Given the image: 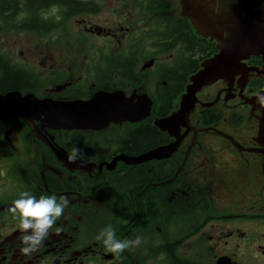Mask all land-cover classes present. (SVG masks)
<instances>
[{
    "label": "flooded vegetation",
    "instance_id": "flooded-vegetation-1",
    "mask_svg": "<svg viewBox=\"0 0 264 264\" xmlns=\"http://www.w3.org/2000/svg\"><path fill=\"white\" fill-rule=\"evenodd\" d=\"M82 1L96 7L98 11L100 5L96 0ZM152 1L160 0H139L138 7L142 11H150L146 7ZM166 2L168 8L163 9V12H167V16L160 23V27L143 29L137 37L129 38L125 50L123 48L122 51L113 52L111 55L121 54L124 57V54L132 52L140 54L144 42L148 40L151 43H157L156 45L150 43L154 54L161 52L160 44L158 46L161 39L157 37L162 36L161 31L165 33L168 30L170 17L186 20L193 31L190 18L185 14L179 16L175 8L171 7L170 0ZM186 2L191 3L189 0ZM26 3L29 2L20 0L19 11H12L14 7L12 4L6 6L11 10L9 13L12 12L7 18L8 22L22 21L29 16ZM197 4L203 3L197 1ZM53 7L59 8L56 5L50 8ZM45 12L42 14L44 18ZM160 12L161 10H158L154 13ZM54 15L58 17V21L64 20L60 9L56 10ZM50 19H53V16ZM7 26V21L0 16V29L19 31L9 29ZM149 34H152V37ZM99 52L98 61L102 64L101 55L110 54L104 50ZM181 53L183 54L180 45H176L169 51L171 57ZM252 57L246 59V65L263 68L262 58L252 63ZM0 58L11 68L17 66L27 71L30 78H35L37 87V91L1 89L0 95L20 91L22 94L34 93L38 97L71 99L68 93L74 88L81 92H88L81 97L82 99L90 98L97 91L111 92L119 89L128 96L134 92L137 93V91L129 90L134 88L129 83H126L127 86L124 89V78L120 84L118 75L111 84H108L107 80L100 79L97 65L91 71L93 78L78 86L71 87L68 81L50 85L49 78L43 79L46 87L52 89L70 87L64 89L63 96H56L50 92L42 94L39 93L41 83L39 73L31 71L21 62L12 63L1 51ZM144 65L139 62L137 67L144 68ZM1 68L2 66H0V81L3 74ZM241 69L242 72L234 71L229 80H223L227 81V85L217 90L219 96L223 90L226 91L228 117L213 101L204 103L196 109L197 117L193 115L194 121L190 119L189 112L187 122L190 127L181 125L180 144L173 154L166 158H154L133 165L118 158L124 154L140 155L176 141L177 137L170 135L166 130H162L167 136L163 143L139 154H128L124 152L123 145H117L119 138L124 134V125L122 127L118 124L117 128L123 129L118 135L103 139H99L98 133L103 136L107 131L112 132L108 128L114 124L102 129H47L54 141L68 154L75 148L80 149L76 164L69 166L58 159L53 150L33 132L26 121L14 119L0 123V264H144L150 259L158 264L161 262L220 264L219 261L223 257L227 258L230 264H248L250 252L241 250L242 245L236 238L229 239L233 237V233H229L234 232L233 229L227 233L225 246L236 248L213 256L211 261H205L202 257L184 255L180 250L185 243L196 241L195 245H198L200 249L212 248L214 243L218 246L223 239V235L219 232L224 234L225 226L223 225L228 223L226 228H230L229 222L264 223V107L257 102V97L262 96L261 92L264 90V75L245 67ZM85 71L89 72V67ZM137 71H139L138 68ZM50 73L55 77V81L65 79L62 70L55 73L50 71ZM141 74L144 76L143 73ZM215 84L217 82L211 85ZM184 92L175 99L168 116L179 108L175 106ZM150 98L154 105V98ZM148 117L153 118V123L155 117L162 118L153 116L152 112ZM65 132L86 137L90 143L82 146L76 142L72 143L71 139L66 142ZM68 138L71 137H67V140ZM60 141H65V144ZM34 142L39 145L45 144L42 153ZM46 155L53 161H47ZM24 191L30 192L37 198L41 195H55L57 198L66 196L69 200L63 215L49 230L43 245L29 255H24L20 251L24 247L23 233L19 228L18 219H14L8 211L12 202ZM112 198H114L113 201ZM214 201L218 203L215 208L217 203L214 205ZM86 207L94 215L92 219L99 220L98 223H92L90 218L84 216L85 212L81 211L86 210ZM124 211L127 218H124ZM161 217L166 222L163 232L161 227L155 224ZM108 218L109 221L105 222ZM150 218H153L154 223L153 239L146 243L145 247L149 250L142 256L133 255L130 248L122 252L119 257L114 256L106 251L102 241L96 239L101 232L100 229L111 225L116 239L130 240L129 235L134 228L148 224ZM86 219L89 220L86 221ZM100 225L104 227L99 228ZM215 225H220L218 233L212 234L208 239H193L203 233L207 227L211 228ZM57 229H60L59 234ZM215 237L216 240L213 239ZM202 253L205 255L208 252Z\"/></svg>",
    "mask_w": 264,
    "mask_h": 264
},
{
    "label": "water",
    "instance_id": "water-1",
    "mask_svg": "<svg viewBox=\"0 0 264 264\" xmlns=\"http://www.w3.org/2000/svg\"><path fill=\"white\" fill-rule=\"evenodd\" d=\"M171 1L180 7L176 14H185L190 18L197 35L217 40L218 51L204 60L200 70L190 76L186 91L176 103L175 108H179L168 117H155L154 123L161 130L176 136V141L140 155L124 154L118 157L128 164H139L173 154L181 141V125L190 127L187 122L189 112L190 119L194 121L193 115L198 103H207L199 95L203 86L219 82L233 75L234 71L242 72L241 68L244 67L264 75V0ZM197 1L203 4H197ZM250 56H260L263 68L247 66L242 61ZM152 64L153 61H149L144 67ZM261 94L264 95V90ZM226 102L225 96L213 103ZM152 105L153 100L146 93L134 92L128 96L119 89L111 92L97 91L88 99H54L11 91L0 95V123L14 119L26 121L58 159L70 166L76 163H69L68 152L54 141L47 129H102L111 122H139L151 115ZM219 263L230 264L224 257Z\"/></svg>",
    "mask_w": 264,
    "mask_h": 264
},
{
    "label": "rangeland",
    "instance_id": "rangeland-1",
    "mask_svg": "<svg viewBox=\"0 0 264 264\" xmlns=\"http://www.w3.org/2000/svg\"><path fill=\"white\" fill-rule=\"evenodd\" d=\"M96 1L100 5L96 13H82L80 15L67 18L59 24L58 27L47 31L43 35H39L36 32L6 31L0 29V51L4 53L12 63L21 62L31 71L39 73V78L41 80V83L39 84V93L49 94L50 92L56 96H63L62 93L64 89L66 90V88H69L70 86H78L85 81H90L93 78V74L91 73L92 69L101 64L100 61H98L100 50H104L110 55L113 52L122 51L123 48L125 50L126 45L129 43V38L137 37L142 33L143 29L160 27V23L167 16V12L163 11L160 13H152L151 11L140 10V7H138L139 0ZM170 2L171 7L173 6L175 11L180 9V7H178L174 2L171 0ZM58 9L59 8L57 7H53L46 10L44 14L45 18L53 20V22H57L59 19L58 17H55L54 14ZM51 16H53V19H50ZM150 43L151 42L149 40L145 41L140 50V64H147L149 61H153V64L144 68H141V66L137 67L138 70L144 74L143 82L138 87L135 86L133 89L129 90L137 91L138 94L146 93L149 97H153L156 80V64L158 62L170 61L172 59V55L161 52L154 54ZM242 61L246 62V59ZM87 67H89V72L85 71ZM58 70L64 71L65 79L62 81H55V77L51 75L52 73H50V71L55 73ZM229 77L230 76H227L223 80H229ZM46 78L50 79L48 80V83H51L50 85H53V83L61 84L63 81H68L71 85L64 89L61 87V89L59 88L58 90L52 89L46 87L44 84L43 79ZM223 80L217 82L215 85H211L214 83L211 82L203 86L199 90L201 99L205 102H215L223 99L226 96V91L223 90L220 96L217 92L220 87L227 85V81ZM215 104L220 107L225 116L227 115L228 117L229 112L226 108L228 102ZM201 105H204V103L199 102L198 107H201ZM195 116L197 117V115ZM128 123V121H124V124L111 122V124L114 125L110 124L111 126L109 125L110 127L107 126L106 128L109 127L108 129L112 132L107 131L103 134V136L98 133L97 136L99 139L115 137V135H118L123 131V129L121 130L117 128L118 124L122 125V127L123 125L124 127H127ZM108 132L110 134H108ZM60 142L65 144V141ZM34 144L42 153L44 150L43 146L45 147V144L42 143L39 145L37 142H34ZM50 158V156L46 155L47 161H53ZM124 187L126 188L127 185L125 184ZM113 200L114 198H112V201ZM215 203L217 202L214 201L213 204L215 205ZM217 206L218 203L214 206V208ZM88 207L85 208L86 210L81 212H85L84 216L86 218H90V222L98 223L99 220L94 221V219H92L94 218V215L87 210ZM127 217L128 216L125 215L124 211V218ZM88 220L86 219V221ZM152 220L153 218H150L148 224L140 225L138 228L135 227L133 232L129 235V238H131L130 240H135L137 237L141 238V242L138 245L130 248L133 255L142 256L149 250H147L145 245L149 240L153 239L152 227L154 223ZM107 221H109V218L106 219L105 222ZM229 223L230 228H226L228 223L223 225L225 226L224 234L219 232V234L223 235V239H221L222 241L218 246L214 243V245L212 244V248L208 247L204 249L203 247V249H200L198 245H195L197 244L196 241L192 243H185L180 249L181 252L187 256L192 255L194 257H202L205 261H211L213 256L220 255L223 251L230 252L232 249L236 248L232 246L230 248L225 246L227 233L233 229L234 232H229L233 233V237L229 239L236 238L242 245L240 249L246 250L248 253L250 252L248 264H264V223H260L259 221L253 223L234 221ZM155 224H157L158 227H161V232L164 231L166 222H164L163 217H161L160 220H157ZM232 225H234V227H231ZM103 227L104 226L101 225L99 226V228ZM219 227L220 225H215L211 228L207 227L203 233L198 234L193 239H208L212 234L218 233V229H220ZM188 228H190V226ZM101 230L102 229H100V231ZM213 239L216 240V237ZM254 241L255 243H253ZM250 245H255V247H250ZM201 252L208 253L204 255L203 253L201 254ZM144 264L158 263H155L152 259H150ZM160 264L165 263L161 262Z\"/></svg>",
    "mask_w": 264,
    "mask_h": 264
},
{
    "label": "trees",
    "instance_id": "trees-1",
    "mask_svg": "<svg viewBox=\"0 0 264 264\" xmlns=\"http://www.w3.org/2000/svg\"><path fill=\"white\" fill-rule=\"evenodd\" d=\"M26 10L29 16L22 21H10L7 18L12 14V11H19L20 0H0V16L7 21V27L19 31L46 33L61 24L65 19L71 18L76 14L96 12L97 8L89 5L82 0H26ZM79 1V2H78ZM160 2V3H159ZM165 2V3H164ZM12 4L13 9L9 10L6 6ZM56 5L62 11L64 20L55 21L47 20L43 17V13L51 6ZM167 7L166 0L152 1L146 8L152 13L155 11L165 9ZM168 8V7H167ZM58 23V24H57ZM157 36L156 34H154ZM162 36L157 37L161 39L160 51L169 53V51L176 45H180L183 54L172 57L170 61L158 62V70L156 71L155 92L153 94L154 105L152 108L153 116L168 117L173 107L175 99L184 92L185 87L189 81V77L198 72L201 64L207 58H210L217 51V43L214 39L202 37L190 29L189 23L186 20L174 19L172 17L168 20V30ZM152 37V34H149ZM139 44V43H138ZM156 45L157 43H151ZM102 64L98 65L100 79L107 80L108 84L113 83V80L118 75V79L124 78V89L126 83L130 86H139L144 79V76L137 71V65L140 62V54L132 52L124 54V57L119 55H101ZM124 60V61H123ZM260 57L253 56L252 63L260 61ZM1 73H3L0 81V90L20 89L37 91L35 78H30L27 71L22 70L21 67L8 65L2 58H0ZM107 84V86H109ZM88 94V92H81L74 88L68 94L70 98H81ZM153 118L148 117L140 123L130 124L124 127V134L119 138L118 146L124 147V152L128 154H139L145 150L154 148L158 144L163 143L167 136L163 131L153 123ZM73 132H65V141L76 142L79 145L85 146L90 141L81 135H73ZM72 134V135H71ZM67 137H71L68 138ZM109 143V141H105ZM112 143V142H110Z\"/></svg>",
    "mask_w": 264,
    "mask_h": 264
},
{
    "label": "clouds",
    "instance_id": "clouds-1",
    "mask_svg": "<svg viewBox=\"0 0 264 264\" xmlns=\"http://www.w3.org/2000/svg\"><path fill=\"white\" fill-rule=\"evenodd\" d=\"M257 102L264 107V95L257 97ZM79 148L73 149L68 155L69 163H76ZM69 200L66 196L57 198L55 195H41L37 198L28 191L21 192L19 198L12 202L8 211L14 219H18L19 228L22 235V244L24 247L20 251L24 255H29L43 245L44 240L49 235V230L59 219L64 209L68 206ZM60 229H57L59 234ZM97 241H102L109 253L119 257L126 249L134 247L141 242V238L135 240H118L115 231L109 225L101 230L96 236Z\"/></svg>",
    "mask_w": 264,
    "mask_h": 264
}]
</instances>
